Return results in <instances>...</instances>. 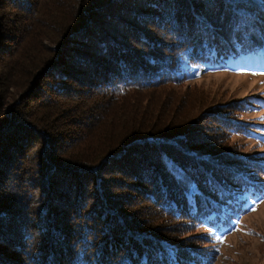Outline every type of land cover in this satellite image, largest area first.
<instances>
[{
	"label": "trees",
	"instance_id": "16d2710c",
	"mask_svg": "<svg viewBox=\"0 0 264 264\" xmlns=\"http://www.w3.org/2000/svg\"><path fill=\"white\" fill-rule=\"evenodd\" d=\"M258 49L264 0H0V264L209 261L182 231L238 211L261 162L225 137L239 99L190 121L176 89Z\"/></svg>",
	"mask_w": 264,
	"mask_h": 264
},
{
	"label": "rangeland",
	"instance_id": "374dc122",
	"mask_svg": "<svg viewBox=\"0 0 264 264\" xmlns=\"http://www.w3.org/2000/svg\"><path fill=\"white\" fill-rule=\"evenodd\" d=\"M189 86L178 90L182 101L187 103L186 117L196 120L198 113L210 104L239 99L240 122L238 128L227 130L230 146L253 160H260L259 172L249 190L242 193L237 204L242 207L233 211L227 207L226 218L196 229L185 228L183 237L197 233V244L208 256L204 264H264V195L251 196L264 189V56L262 50L241 54L235 58L208 60L191 65ZM184 111L186 108L183 109ZM186 111L184 115L187 113ZM179 115L176 118L181 122ZM211 121H202L209 124ZM216 122V121H214ZM225 124L219 125L220 129ZM210 131L217 128L210 127ZM202 128L199 127V132ZM223 139V143L227 144ZM232 148V147H231ZM249 166L253 163H248ZM255 208L252 211V208ZM151 213V211H150ZM144 215L148 211L144 208ZM143 217V215H142ZM223 241V242H221ZM191 251L195 254L198 251ZM190 260H196L194 255ZM176 263L178 261L175 259ZM182 264V262H179ZM163 264H169L165 262Z\"/></svg>",
	"mask_w": 264,
	"mask_h": 264
},
{
	"label": "water",
	"instance_id": "95a60500",
	"mask_svg": "<svg viewBox=\"0 0 264 264\" xmlns=\"http://www.w3.org/2000/svg\"><path fill=\"white\" fill-rule=\"evenodd\" d=\"M19 96H20V94H18V95L16 96L15 100H13V101L10 103V105H9V110L11 109V107H12L16 102H18V100H19Z\"/></svg>",
	"mask_w": 264,
	"mask_h": 264
},
{
	"label": "snow or ice",
	"instance_id": "6c2138e0",
	"mask_svg": "<svg viewBox=\"0 0 264 264\" xmlns=\"http://www.w3.org/2000/svg\"><path fill=\"white\" fill-rule=\"evenodd\" d=\"M251 210H252V211H254V210H255V208L253 207ZM221 242H223V241H221Z\"/></svg>",
	"mask_w": 264,
	"mask_h": 264
}]
</instances>
